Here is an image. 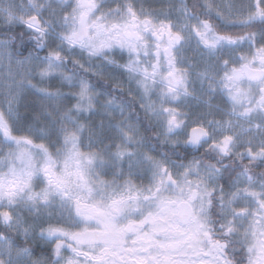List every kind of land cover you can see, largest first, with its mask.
<instances>
[{"label":"snow or ice","instance_id":"1","mask_svg":"<svg viewBox=\"0 0 264 264\" xmlns=\"http://www.w3.org/2000/svg\"><path fill=\"white\" fill-rule=\"evenodd\" d=\"M0 264H264V0H0Z\"/></svg>","mask_w":264,"mask_h":264}]
</instances>
